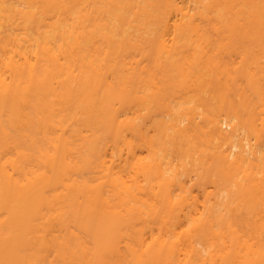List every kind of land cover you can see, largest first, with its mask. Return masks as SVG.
<instances>
[{
  "label": "bare ground",
  "instance_id": "1",
  "mask_svg": "<svg viewBox=\"0 0 264 264\" xmlns=\"http://www.w3.org/2000/svg\"><path fill=\"white\" fill-rule=\"evenodd\" d=\"M0 264H264V0H0Z\"/></svg>",
  "mask_w": 264,
  "mask_h": 264
}]
</instances>
